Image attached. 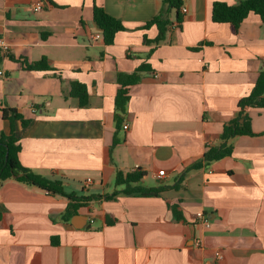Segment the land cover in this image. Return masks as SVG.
<instances>
[{
	"label": "crops",
	"instance_id": "0c3cea01",
	"mask_svg": "<svg viewBox=\"0 0 264 264\" xmlns=\"http://www.w3.org/2000/svg\"><path fill=\"white\" fill-rule=\"evenodd\" d=\"M236 1L181 0V23L170 11L165 40L155 46L143 38H155L156 27L143 25L162 0H0L7 46L0 132L10 130L1 110L15 109L29 121L15 122L19 162L62 179L65 194L92 197L64 222L65 196L4 182L0 264H264V108L247 111L255 136L234 137L229 156L186 171L219 143L223 125L264 69L258 15L250 13L237 30L211 20L214 2ZM94 6L126 29L111 44L93 38L100 34ZM42 57L50 70L30 71L19 62ZM143 62L149 68L129 87L116 130V75ZM75 81L86 86L83 107L70 95ZM117 170H138L139 185L161 190L106 200L121 189Z\"/></svg>",
	"mask_w": 264,
	"mask_h": 264
},
{
	"label": "trees",
	"instance_id": "16d2710c",
	"mask_svg": "<svg viewBox=\"0 0 264 264\" xmlns=\"http://www.w3.org/2000/svg\"><path fill=\"white\" fill-rule=\"evenodd\" d=\"M181 0H162V7L158 13L149 21L145 22L143 29L155 26L157 34L153 39L143 38L146 44H161L170 26L169 12L174 11V22L179 25L182 20L180 8ZM258 15L264 22V0H238L234 4L224 2H214L211 6V20L215 23H229L236 30L242 21L250 14ZM93 20L100 30L102 41L105 44H111L116 33L125 31L122 23L114 17L108 15L102 8L93 7ZM6 54L0 53V64ZM149 56V54L147 55ZM24 68L30 71H48L51 69L46 58L42 57L37 61L27 62L24 59L19 60ZM149 65L141 63L133 72L129 74L117 73L116 82L119 86L114 99V122L118 130L123 122L126 112V106L129 100L128 89L131 85L138 83L142 73L148 70ZM70 95L78 99L81 107L87 104L86 86L79 82H71ZM236 115L227 121L222 128L219 136V143L210 146L202 155V159L192 164L187 170L200 168L203 164L207 165L213 161L220 160L231 154L232 144L230 140L237 136L247 135L255 136L251 129V120L248 115L249 109L264 108V69L260 71L254 83L253 88L246 96L242 97L237 103ZM3 119L10 124L9 132H0V187L8 180H14L30 187H36L50 195H62L68 200L66 208L61 215V220L69 222L70 218L76 214L80 206L87 204L92 197L76 196L74 194H65L63 191L62 179L47 178L39 175L29 168L24 167L18 159L20 151L19 135L17 134L15 122L19 121L22 127H26L28 120H23L21 115L13 108H3L1 110ZM18 119V120H17ZM118 141L116 137L114 143ZM144 173L135 170L128 173L116 171L114 175V184L121 187L115 190L112 195L105 196L104 199H114L117 195L127 196H157L161 187H144L139 185ZM4 207L0 205V218ZM53 240V239H52ZM53 242V241H52Z\"/></svg>",
	"mask_w": 264,
	"mask_h": 264
},
{
	"label": "built area",
	"instance_id": "2783aa9c",
	"mask_svg": "<svg viewBox=\"0 0 264 264\" xmlns=\"http://www.w3.org/2000/svg\"><path fill=\"white\" fill-rule=\"evenodd\" d=\"M34 8H35V10H41V9H42V4H41V2L36 3L35 6H34ZM180 12H181V13H185V12H186V8H185V7H181V8H180ZM175 25H176V24H175ZM93 38H94V40H99V39H101V34H95V35L93 36ZM0 53H2V54H6V53H7V46H6V43H5V41H4L2 38H0ZM0 75H2V72H1V71H0ZM127 127H128L127 124H124V125H123V129H127ZM163 176H164V170H159V171L157 172V177H158V178H162ZM87 181L90 182V179H87ZM196 219H197V220H200V221H201L206 227L209 226V222H208V220L205 218V216H204L201 212L196 213ZM195 244H196V245H199V244H200V241L197 240V241L195 242ZM215 257H216V258H219V257H220V254H219L218 252H216V253H215Z\"/></svg>",
	"mask_w": 264,
	"mask_h": 264
},
{
	"label": "water",
	"instance_id": "95a60500",
	"mask_svg": "<svg viewBox=\"0 0 264 264\" xmlns=\"http://www.w3.org/2000/svg\"><path fill=\"white\" fill-rule=\"evenodd\" d=\"M74 225H78V224H74ZM84 226V225H83ZM89 227V225H87Z\"/></svg>",
	"mask_w": 264,
	"mask_h": 264
}]
</instances>
